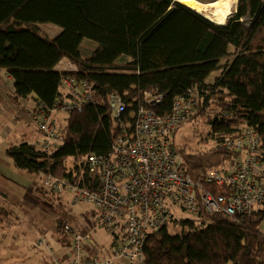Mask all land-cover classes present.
I'll return each mask as SVG.
<instances>
[{"label": "trees", "instance_id": "trees-1", "mask_svg": "<svg viewBox=\"0 0 264 264\" xmlns=\"http://www.w3.org/2000/svg\"><path fill=\"white\" fill-rule=\"evenodd\" d=\"M38 24H54L61 33L51 38ZM85 41L95 46L89 56ZM64 60L76 69L60 70ZM0 70L12 77L16 100L45 109L73 101L65 78L88 83L95 99L59 119L64 145L53 155L34 143L7 149L14 166L39 181L52 174L98 191L100 178L87 159L111 151L120 126L144 106L145 91L163 95L152 108L160 116L171 114L181 97L197 99L194 119H206V140L216 146L178 150L192 178L232 157L221 143L240 124L258 133L264 161V0H237L224 25L177 0H0ZM115 97L124 104L120 118L110 107ZM39 184L30 189L45 192ZM10 216L0 206V226ZM263 222L264 207L236 218L202 213L179 220V234L167 227L149 236L144 264H264Z\"/></svg>", "mask_w": 264, "mask_h": 264}, {"label": "built area", "instance_id": "built-area-1", "mask_svg": "<svg viewBox=\"0 0 264 264\" xmlns=\"http://www.w3.org/2000/svg\"><path fill=\"white\" fill-rule=\"evenodd\" d=\"M62 87L74 97L72 102H59L51 109L31 102L32 120L42 134L34 145L48 156L64 145L59 117L95 101L88 83L79 86L74 79L65 78ZM143 99L144 106L133 114L132 123L120 126L111 151L87 159L90 172L100 178L98 191L82 189L52 174L40 181L39 188L45 192L70 194L72 208L83 204L94 207L93 225L62 227L70 236L69 264H144L149 236L177 226L179 220L202 213L236 218L264 207V161L261 139L254 129L238 125L234 135L221 143L232 157L192 178L184 170L174 137L194 120L197 99L192 93L181 97L171 114L164 116L152 110L162 102V94L145 91ZM110 107L120 118L122 100L113 98ZM98 230L111 236L110 246L96 244L93 237ZM39 243L48 244L45 237ZM61 263V259L55 262Z\"/></svg>", "mask_w": 264, "mask_h": 264}, {"label": "rangeland", "instance_id": "rangeland-1", "mask_svg": "<svg viewBox=\"0 0 264 264\" xmlns=\"http://www.w3.org/2000/svg\"><path fill=\"white\" fill-rule=\"evenodd\" d=\"M195 1L200 7L201 15L213 17L212 13L219 8L223 0ZM233 1L230 5L229 16L236 10L237 0L236 4ZM37 26L51 38L61 33V28L54 24H38ZM94 49V43L91 41H85L82 45L85 56H89ZM58 68L62 71L76 69L68 61L61 62ZM218 74L219 72L213 73L209 80L211 81ZM20 102H23L22 109H19L20 113L10 112V116L8 115L17 123L16 125L13 122L7 124L8 128L10 127L8 141L20 136L24 142L33 141L38 138V135L42 138L40 131H37L35 124L28 118L29 103L23 100ZM60 125L63 127L65 122ZM209 131L210 126L206 123V119L197 117L176 133L174 145L177 150L185 149L186 153L210 151L216 144L210 139L206 140ZM11 172H13L12 182L8 180L0 186V189L7 194L6 196L0 195V206L11 213V216L0 226V264H46V262L55 264L54 261L58 259H66L69 256L70 236L63 232L62 227L66 224L82 227L88 224L93 225L96 221L93 217L94 207L90 204H83L72 208L70 207V194L64 193L56 196L48 192L32 190L30 188L34 181L38 180L40 183L38 177L20 171L14 165ZM86 211H88V217H85ZM260 228L264 231V222ZM170 232L179 234L181 230L172 225ZM42 237L47 239V245L39 243ZM110 239L111 236L101 230H98L93 237L94 241L106 244L104 247H108Z\"/></svg>", "mask_w": 264, "mask_h": 264}, {"label": "crops", "instance_id": "crops-1", "mask_svg": "<svg viewBox=\"0 0 264 264\" xmlns=\"http://www.w3.org/2000/svg\"><path fill=\"white\" fill-rule=\"evenodd\" d=\"M67 61V60H64ZM14 81L10 75L7 74L6 71L0 70V186L5 183V181L11 180V175L13 174V163L7 159L6 151L8 148L19 145L22 143L33 144L41 141V135H38V138L33 139V141L24 142L22 136L16 138L15 140L8 141V137L10 136V127L8 128V123L12 124V122L16 125L17 123L11 119L10 112L20 113L19 109H22L23 102L21 100H16L14 95ZM30 108L28 109V118L32 120V116L30 112L33 110V106L31 102L29 103ZM6 118V119H5ZM61 118H64L62 116ZM33 122V120H32ZM34 123V122H33ZM36 126V125H35ZM37 127V126H36ZM38 131V128H37ZM38 134H40L38 132ZM15 167V166H14ZM30 175V174H29ZM12 182V180H11ZM0 194L2 196H6L7 194L0 189ZM87 212H85V217H88ZM90 216V215H89ZM81 226V225H80ZM102 231V230H101ZM96 242V241H95ZM99 242V241H98ZM99 246H106V244L98 243ZM68 244L70 245V239ZM111 244V239L108 242V246ZM39 249V248H38ZM51 250V249H50ZM62 263L69 264L68 257L66 259H61ZM55 263V261H54ZM47 264V262H46Z\"/></svg>", "mask_w": 264, "mask_h": 264}, {"label": "bare ground", "instance_id": "bare-ground-1", "mask_svg": "<svg viewBox=\"0 0 264 264\" xmlns=\"http://www.w3.org/2000/svg\"><path fill=\"white\" fill-rule=\"evenodd\" d=\"M177 1L183 3L184 5L189 7L190 9L201 14L200 13V7L195 0H177ZM232 1L233 0H223L221 5L219 6V8L214 13H212L213 17H209V16H205V17L207 19L215 22L216 24L224 25L226 23L228 16H229L230 5H231ZM233 2L236 4V0H234Z\"/></svg>", "mask_w": 264, "mask_h": 264}, {"label": "water", "instance_id": "water-1", "mask_svg": "<svg viewBox=\"0 0 264 264\" xmlns=\"http://www.w3.org/2000/svg\"><path fill=\"white\" fill-rule=\"evenodd\" d=\"M205 17V16H204ZM206 18V17H205ZM209 20V19H208ZM211 21V20H210ZM227 21V20H226ZM213 22V21H212Z\"/></svg>", "mask_w": 264, "mask_h": 264}]
</instances>
